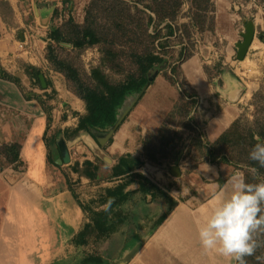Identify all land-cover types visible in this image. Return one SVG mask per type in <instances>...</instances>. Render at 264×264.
<instances>
[{
    "label": "rangeland",
    "instance_id": "374dc122",
    "mask_svg": "<svg viewBox=\"0 0 264 264\" xmlns=\"http://www.w3.org/2000/svg\"><path fill=\"white\" fill-rule=\"evenodd\" d=\"M230 1L232 2L231 12L235 15L234 19L237 21V30L245 34L247 26L250 23L255 24L258 30L256 34L264 37V0ZM144 3L157 7L159 15L164 16L165 11L159 6L160 0H145ZM111 5H114L111 0L106 1L105 4H102V2L95 3L92 0H73L72 7L64 4L61 8L54 9L49 28L43 24L36 25L32 23L34 15L33 11H30L27 17H30L32 22L27 19L25 21L26 27L22 26L21 30L17 31V36L23 35V37H26L27 35L31 41V43L25 44L22 50L25 51L34 47L39 48V50L43 49L49 67L52 66L59 71L67 72L66 66L68 65L76 70L82 82L90 87L99 85L93 76V71L96 70L102 74L107 82L113 84L121 83L129 74L136 73V68L131 64L130 56L132 54L157 55L167 60V68L159 73L157 80L151 84L152 86L143 101L148 106L146 111L153 114L152 117L158 116L159 119L160 115H165V109L170 103L169 99L175 97L176 93L166 92L162 87L157 90L161 83L177 90V101H175L173 110L168 115L163 116L162 120L160 119L162 121L161 126L156 131L142 132L139 121H136L133 117L134 107L132 109L134 111L130 113V116L128 115L123 124L128 123L127 129L130 130L129 137L131 138H128L130 139L127 142L128 148H134L136 153L140 148L145 151L147 142L151 150L156 152L157 162L147 160L149 167H146V163L143 162L140 166L143 173H140L146 175L150 180L152 178L158 179L157 173H163L164 178H168V181L165 182L162 176L159 177L160 183L165 184L164 189L187 205L191 203V196L196 194L194 192L196 184L193 180L198 182L201 180L194 171L199 164L206 163L208 160L207 148L203 147L205 142L199 143L196 142V139L202 134L204 125L220 106L215 100L210 101L209 104H202L200 96L186 81L181 70L180 75L174 76L171 68L181 67L182 52L191 56L199 54L203 69L208 73L205 72L209 81L219 89L223 84L221 75L224 77L227 73H232V70H236L239 77H241V79L237 78L238 82L248 92L242 100L243 112L238 119V129L236 139H234L236 143L240 142V144L226 146L221 149V154L226 155L232 163L219 162L218 164L229 165L232 172L233 170L241 172L246 183L256 184L264 181V168L260 173L253 174L250 171L252 168L250 166L251 160L247 155L251 151V142L247 138L250 135V130L254 129L258 132L261 128L264 129V44L257 42L250 49L243 63L238 62L235 56L231 60L232 66L229 65L225 68L221 63L223 58L219 57L215 50L224 51L226 43L214 42L215 35L210 32L213 27V5L210 4L209 9L208 7L205 8L203 4L193 8L192 0H184L174 23L177 33L171 37L168 36L166 23L149 22V16L153 14L149 9H145L143 5H139V11H136L131 4V7H133L131 16L125 11V6H118L116 3L114 5L115 9H112ZM0 7L5 17H13L7 5L1 2ZM118 16L119 20H117ZM125 20L128 26L124 24L122 30L118 29L117 21L123 22ZM70 21L80 26H87V28L89 26L99 37L101 43L82 47H74L67 43L56 44L51 39L53 29L61 28L63 31L70 33L71 29L68 30L65 26ZM15 26H18V24ZM79 36L82 37V34ZM237 39L239 43L244 40L242 36ZM36 42L38 43L37 46ZM109 52L114 53L118 57L117 60L114 62L109 61L106 57ZM52 57L56 58L54 62L50 60ZM63 76L64 78L60 77L62 83L59 81L63 86L62 91L58 92L53 88L44 94L46 98L43 99L49 125L48 141L53 151L52 158L58 165L57 167L51 164L50 172L53 173V176L62 179L65 176L69 177L71 180L69 184L76 186L79 198L84 201L83 205L87 210L89 221L87 223H90L93 213L102 211L106 205L107 191L121 184V180L113 176V170L109 169V165L95 154V151H99L102 153V157L115 158L117 161L119 156L110 154L107 149L113 142L111 139H113L119 128L103 144L100 141L104 140L105 137H100L98 144L89 135L82 132L78 133L76 129L81 119L88 116V113L86 110L79 113L74 110L75 105L69 103L70 92L76 95L77 86L67 79L64 73ZM231 76L234 77L233 74ZM43 78L46 79V82H53V78L47 69L43 74ZM171 80H174L175 83H171ZM36 81L39 83L38 79ZM183 93L196 95L198 100L192 101V97L188 102L185 99L182 100ZM150 99L153 100L152 105ZM160 99H163V101ZM217 99H219V96ZM193 102H196L195 105L192 104ZM158 103L162 104L160 106L162 109L158 108ZM188 112H191L190 116H187ZM164 128H166V131L163 132ZM172 137L175 139L173 144L169 143ZM14 144L17 143H7L0 136V175L15 176L24 172L23 164L16 158V153L11 148ZM58 146H62L69 156L71 153L72 160L65 163ZM141 156H143L142 153ZM87 174L91 176L92 180L82 185L81 176H87ZM74 180L75 182H73ZM57 190L52 191L50 196H54ZM177 191L180 193L176 194ZM181 192H183V195H181ZM90 197H92V200ZM139 198L140 196L137 197L134 194L127 203L126 211L132 214H129L128 220L122 226V232L106 237H100L96 233H92L87 244L81 248H76L70 239H65L67 236L65 234L62 235V240L55 236L50 238L48 242L51 244H49V248L44 250L38 248L34 250L33 247H30V245L36 243L37 234H23L15 231V226L18 223L17 213L13 210L10 211V203L4 205L3 198H0V259L7 258L11 253H17L24 263H28L27 256L30 262H35L38 259L36 256L40 255L43 256V258H40L42 264H79L85 257L92 255L108 262V264H119L123 258L133 256L136 250L134 248L158 224L160 219L155 211L154 216L156 218L153 216V219L142 213V224H138L136 216L139 217V214H134V211H145V208L137 202ZM85 199H88V201ZM159 200L161 199L157 198V200L152 201L151 204L155 205L150 206V209H158L162 216L167 207L165 206L164 210L158 207L156 203ZM256 239L261 242L262 246L257 249L254 256L246 257L248 264H264V262L256 259L257 256H264L263 234H256Z\"/></svg>",
    "mask_w": 264,
    "mask_h": 264
},
{
    "label": "crops",
    "instance_id": "0c3cea01",
    "mask_svg": "<svg viewBox=\"0 0 264 264\" xmlns=\"http://www.w3.org/2000/svg\"><path fill=\"white\" fill-rule=\"evenodd\" d=\"M1 2L7 5L13 17H5L0 7V136L7 143H17L21 146L19 161L23 164L24 172L15 176L0 175V198H3L4 205L10 203V211L13 210L17 213L18 223L15 226V231L38 235L36 243L30 245L34 250L36 248L39 250L49 248L51 243L48 241L50 238L57 236L58 239L62 240L64 234L67 235L65 239H70L73 244L74 237L84 229L85 223L89 221L87 213L79 205V201L82 204L84 201L79 198L76 186L69 184V181L71 182L69 177L65 176L62 179L53 176V173L50 172L49 155L52 157L53 151L48 141V117L43 105V99L46 98L44 94L53 88L58 92L62 91L63 86L60 84L62 83L60 77L64 78V76L61 71L48 66L49 62L43 49L39 50V48L34 47L23 51L25 44L31 43V41L27 35L26 37H23V35L17 36V31L21 30L22 26L26 27L25 21L30 19V17H27L30 11H33L34 15V21L32 22V19H30L32 23L36 25L43 24L49 28L54 9L61 8L64 3L62 0H0ZM211 3L214 8V18L210 32L215 35L214 42L226 43L224 51L215 50L216 54L223 58L221 63L226 68L229 65L232 66L231 60L235 56L237 59L239 44L237 38L239 36L244 38L245 34L237 30V21L234 19L235 15L231 12L232 2L230 0H211ZM16 24L18 26H15ZM253 25L255 37L250 49L257 42L264 44V37L256 34L258 30L256 25ZM37 44L36 42V46ZM201 61L199 54L193 55L181 63L180 70L189 85L200 96L202 104H209L210 101L215 100L220 106L203 127L205 137L201 135V137H197L201 139V142L207 140L210 143H215L241 117L243 112L242 100L248 92L238 82L241 77H239L236 70H232V73L229 72L224 77L221 75L223 84L220 89L215 87L209 81ZM237 61L244 62L238 59ZM46 69L53 78L52 83L46 82L45 77L43 78ZM232 74L234 77L231 76ZM157 76L153 83L157 80ZM37 79L39 83L36 81ZM151 86L144 90L141 99L134 107L135 111H131L134 119L139 121L143 133L158 130L162 122L160 119L162 120L163 116L168 115L173 110L175 101H177V90L160 83L157 90L162 87L166 92L176 93V95L169 99L170 103L167 105V111L165 109V115H160L159 119L158 116L152 117L153 114L146 111L148 106L143 101ZM216 96H219V99ZM68 98L69 103L75 105L74 110L79 113L85 112L86 105L80 97L70 92ZM160 100L163 101V99ZM152 103L153 100L150 104L152 105ZM158 105V108L162 109L160 108L162 104L158 103ZM163 107L165 108V106ZM127 124L122 123L120 125L119 130L113 137V142L107 149L108 152L117 154L118 159L130 155L142 163L145 162V166L149 167L143 149L140 148L136 153L134 148L127 147V142L130 140L128 138H131L129 137L130 130L127 129ZM62 146H58L61 153L64 150ZM141 153L143 156H141ZM95 154L109 165V169L113 170L118 164V159L116 161L115 158L102 157V153L99 151H95ZM70 160H72L71 153ZM55 163L54 165L58 167L57 162ZM135 172H142L141 167ZM194 172L201 180L200 182L193 180L196 184L194 189L196 194L191 196L189 205L180 202L172 193L164 189L165 184L163 185L159 180L160 176L165 177L163 173H157L158 179L150 177L152 180L144 175L177 204L172 211H169L170 208L162 200H159L156 203L158 207L163 208V210L165 206L167 207L161 216L158 209H150V206L155 205L151 204L152 201H155L152 200L151 196H148L145 205L141 195L135 194L137 197L140 196L137 202L145 208V211H134V214H139V217L136 216L138 224H142V213L148 215V218L151 219H153L154 211L160 219L166 214L168 216L160 226L157 227V224L147 236L142 238L139 245L134 248L136 250L133 256L123 258L119 264H236L233 259L221 256L214 251L206 252L201 247L198 229L210 213L212 206L210 201L214 193L222 188L226 192H230V186L225 188V184L237 171L233 170L232 172L229 165L206 162L199 164ZM8 178L11 180L17 179L14 180L15 182L10 183ZM91 180L92 178L81 176L80 181L82 185H85ZM119 180L122 183V179ZM163 180L166 182L168 178ZM221 181L223 182L222 185ZM137 188L138 186L132 185L126 191H134ZM56 190L57 193L50 196L51 192ZM72 191L75 192L78 200L74 198ZM175 193L179 194L180 192ZM182 193L181 195H183ZM90 199L92 200V197ZM85 200L88 201V199ZM106 207L107 205L102 210H105ZM127 213L128 215L132 214L128 211ZM154 217L156 218V216ZM120 232H122V228ZM36 257L38 258L37 261L30 262L27 256L28 263H24L17 253H11L7 258L0 259V264H42L40 258H43V256L37 255Z\"/></svg>",
    "mask_w": 264,
    "mask_h": 264
},
{
    "label": "trees",
    "instance_id": "16d2710c",
    "mask_svg": "<svg viewBox=\"0 0 264 264\" xmlns=\"http://www.w3.org/2000/svg\"><path fill=\"white\" fill-rule=\"evenodd\" d=\"M62 1L69 7L73 6V0ZM92 1L95 3L102 2V4H105L106 1L109 0ZM111 2L114 5L117 3L118 6H125V11L129 13V16H131L133 9L131 4L134 6V10L136 11H139V5H143L145 9H149L154 15L149 16V22L153 23L158 21L160 24L166 23V29L168 36L170 37L175 36L177 33V28L174 23L176 22L178 13L184 4V0H160L159 6L165 11L164 16H161L159 15V11L156 9L157 7L144 3L145 0H111ZM201 4L205 5V8L208 7V9L210 4L212 5L211 0H192L193 8H196L198 5L201 6ZM114 5H111L112 9H115ZM117 20H119V16L117 17ZM124 24L128 26L126 20L123 22L117 21V28L122 30ZM65 26L68 30L69 28L71 29L70 33L68 31H63L61 28L53 29L51 39L55 41L56 44L67 43L73 45L74 47H82L84 45H95L101 43L99 37L91 28H89V26L88 28L87 26H80L75 24L73 21H70ZM80 34H82V37L79 36ZM181 56L182 62L192 57L191 55L185 54V52H182ZM106 57L109 61L113 62L118 58L111 52L107 53ZM130 59L132 66L136 68V73L129 74L123 82L118 84L107 82L98 70L93 71V76L97 83H99V85L95 87L86 86L82 82L79 73L68 65L66 66L68 69L67 72L61 71L65 74L67 79L75 83L77 86L75 93L84 101L86 105L88 116L81 119L76 131L78 133L82 132L89 135L98 144L100 137H105L110 133V131L119 122L120 118L124 115L125 111L136 101L137 103L139 102L144 90L151 85L156 76L168 66V61L157 55L132 54ZM50 60L54 62L56 58L52 57ZM171 72L174 76L178 74L180 75V67H172ZM171 83H175V81L173 80ZM191 97L193 98L192 101L198 100V96L189 94L186 95V93H183L181 99H185L188 102ZM195 103L196 102H193L192 104L195 105ZM190 113L191 112H188L187 116H190ZM238 123V120L235 121L230 129L227 130L215 143H210L206 140L205 145L203 146L204 148H207L206 150L208 151V160L206 162L215 164L219 162H225L227 164L232 163L226 155L221 154V149L226 146L240 144V142L236 143V140H234L236 139ZM164 131H166V128L163 129V132ZM174 135L176 136L177 134ZM201 136L205 137L203 132ZM247 138L251 142L250 150H252L257 142H264V129L261 128L258 132L254 129L250 130V135ZM112 140L113 139H111V141ZM174 141L175 139L172 137L169 143L173 144ZM244 141H246V139H244ZM196 142L200 143L201 139L197 138ZM11 148L15 151L16 158L19 159L21 146L19 144H14ZM155 153L156 152H153L146 142L145 156L147 160L154 163L157 162ZM247 155H249V153ZM49 162L50 164H55L50 155ZM142 164L143 163L140 160L135 159L130 155L122 156L118 159V164L113 169V176L117 179H122V183L117 185L114 189H109L107 191L106 209L102 211H95L90 223H87L84 229L74 237L72 242L76 248L85 246L92 233H96L100 237L118 234L121 231L122 226L128 220L129 215L125 207L130 201L131 196L134 194H140L145 205L147 204L148 196H151L152 200H156L157 198L161 199L167 206H169V211H172L175 208L177 203L168 194L152 183L143 174L135 172ZM250 166H252V168H256L257 173L262 171V167H260L257 162L251 160ZM87 177L91 178L88 174ZM16 179L11 180L8 178L10 183L15 182L14 180ZM220 183L221 185L223 184L222 181ZM132 185H136L138 188L134 191H126L127 188ZM72 192L74 198L78 200L75 192ZM79 205L81 206V209L87 213L86 208L80 201ZM167 216L168 215L166 214L160 219L157 227L164 222ZM259 243L261 244V242ZM79 264H108V262H104L101 259L89 255Z\"/></svg>",
    "mask_w": 264,
    "mask_h": 264
},
{
    "label": "clouds",
    "instance_id": "9594fccd",
    "mask_svg": "<svg viewBox=\"0 0 264 264\" xmlns=\"http://www.w3.org/2000/svg\"><path fill=\"white\" fill-rule=\"evenodd\" d=\"M259 139V138H257ZM249 159L264 168V142H257L249 152ZM250 171L255 174L256 168ZM223 188L215 192L206 221L198 229L201 247L247 264L246 257L254 256L262 245L256 234H264V181L246 183L243 174L234 173ZM207 207V206H206ZM264 262V256H257Z\"/></svg>",
    "mask_w": 264,
    "mask_h": 264
},
{
    "label": "water",
    "instance_id": "95a60500",
    "mask_svg": "<svg viewBox=\"0 0 264 264\" xmlns=\"http://www.w3.org/2000/svg\"><path fill=\"white\" fill-rule=\"evenodd\" d=\"M254 37H255L254 25L250 23L247 26L246 33L244 35V41L242 43H239L238 44L237 59L239 61H244L245 60V58H246V56L248 54V51L251 48V45L253 43ZM136 104H137V101L135 103H133V105H131L125 111L124 115L120 118L119 122L115 125V127L110 131V133L107 136H105L104 140L100 141L102 144L106 140L110 139V137L117 131V129L123 123V121L125 120V118L128 117V115L131 113L133 107H135ZM62 154H63V161L65 163L69 162L70 161V156H69L68 152L64 149L63 152H62ZM60 163H61V161H60Z\"/></svg>",
    "mask_w": 264,
    "mask_h": 264
}]
</instances>
